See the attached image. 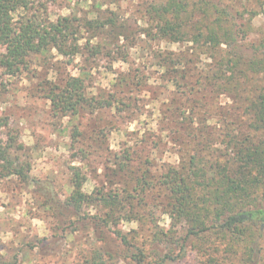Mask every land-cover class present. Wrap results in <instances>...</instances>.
<instances>
[{
  "label": "trees",
  "instance_id": "1",
  "mask_svg": "<svg viewBox=\"0 0 264 264\" xmlns=\"http://www.w3.org/2000/svg\"><path fill=\"white\" fill-rule=\"evenodd\" d=\"M252 1L258 9L245 7L235 14L230 6L216 0H160L149 3L143 10L145 37L159 43L189 45L180 53L149 51L151 64L164 71L161 78L167 88L185 92L197 86V92H201L211 87L231 97L237 104L233 108L241 111L240 118L231 113L233 120L227 124L229 139L223 142L227 158L212 153L216 159L208 165L200 155L202 149H198L200 152L192 154L187 167L168 168L164 174L152 178L156 183L148 181L151 168L144 166L143 172L134 176L133 187L107 190L104 184L90 194L84 190L87 176L81 169L73 168L71 191L62 198L53 191L50 181L31 176V165L22 162L11 150L12 137L10 144L0 148V177H16L22 186L32 185L44 200L42 208L62 225L60 232L55 231L51 237L38 238L37 246L28 244L30 250L37 249L42 257L55 256L66 247L68 238L79 231L78 222H84L86 229L93 230L96 246L83 264H118L121 260L133 264H167L185 258L189 243L203 250L209 237L223 243L226 253L244 244L241 264H261L264 59L246 60L237 50L253 31V19L264 15V0ZM105 5L104 0H95L84 18L74 14L52 20L46 16L45 9L34 8L32 0H0V71L16 77L29 69L32 58L52 57L54 51L72 60L80 54L83 56L84 48L93 56L103 54L106 49L113 51L112 39L117 35L121 38L124 26L118 13L108 10L107 16L100 14L104 13ZM82 40H85L83 46ZM200 64H204L202 69ZM79 71V75L68 74L62 86L52 85L47 92L54 117L77 116L88 106L120 109L112 99L88 94L86 82L93 75V67L84 66ZM134 81L124 75L112 78L109 84L113 91H120ZM137 83L142 82L138 79ZM7 125L8 119L0 116V127ZM80 135L75 123L71 135L73 144ZM131 158L129 153L117 155L115 164L120 171H127ZM156 187L164 192L165 214L173 220L168 230L159 225L155 210L145 202L147 191ZM142 205L148 209L143 216H138L135 209ZM87 207H95L99 212L85 214ZM123 220H137L141 227L148 226L149 236L138 243L137 232L130 235L114 231ZM210 261L214 263L217 259L210 256ZM0 264H20L19 255L0 253Z\"/></svg>",
  "mask_w": 264,
  "mask_h": 264
},
{
  "label": "rangeland",
  "instance_id": "2",
  "mask_svg": "<svg viewBox=\"0 0 264 264\" xmlns=\"http://www.w3.org/2000/svg\"><path fill=\"white\" fill-rule=\"evenodd\" d=\"M32 1L34 8L45 9L46 16L52 20L61 16L73 17L74 14L84 18L85 11L90 10L95 2ZM104 1V13L101 11L100 14L107 16L108 10L114 11L124 26L121 38L117 35L112 39L113 51L106 49L103 54L93 56L82 47L84 55L80 54L74 60L54 51L52 57L32 58L29 69L16 77L3 75L0 71V116L8 119V125L0 127V148L10 144L12 137L14 143L11 150L20 156L22 162L31 165V176L50 181L53 191L62 198L71 191L73 168L81 169L87 176L84 190L90 194L95 187L104 184L107 190L127 185L133 187L135 175L141 174L144 166L151 168L152 175L148 181L156 183L152 178L164 174L168 168L187 167L192 154L200 152L198 149H202L200 155L210 165L215 162L214 156L227 154L223 143L229 139L227 124L234 116H241V111L234 109L237 104L231 97L211 87L201 92H197V86L195 90L185 92L167 88L161 78L164 71L151 64L149 51L180 53L189 45L166 41L159 43L143 35L146 28L142 19L143 10L149 3L160 0ZM216 1L230 6L234 14L244 11L245 7L259 8L252 0ZM252 25L253 31L239 44L238 53L246 60L264 59V15L255 17ZM83 44L85 40L81 41ZM207 62L203 61L204 64ZM204 64H200L199 69ZM84 66L93 67V75L86 82L88 94L112 99L120 109L88 106L77 116L54 117L47 92L52 85L62 86L68 74L79 75V68ZM195 74L199 76L197 71ZM124 75L135 81L120 91H113L110 80ZM138 79L141 84L137 83ZM75 123L81 135L73 144L71 135ZM127 153L132 154V160L127 171H120L115 164L116 156H126ZM43 201L32 185L22 186L16 177H0V253L7 256L17 253L20 264H83L85 257L96 246L95 234L93 230L86 229L84 222H78L79 231L68 238L66 247L55 256L42 257L37 249L27 247L28 244L37 246L38 238L51 237L55 231L60 232L62 225H58L51 212L42 208ZM145 202L155 210L159 225L168 230L173 220L165 214L164 192L159 187L148 190ZM146 208L139 206L135 212L143 216ZM84 211L91 215L99 212L95 207H87ZM148 230V226L141 227L137 220H123L114 229L130 235L137 232L138 243L149 236ZM210 238L203 250L189 243L185 258L167 264L242 263L244 244L226 253L223 243ZM234 238L239 241L238 237ZM260 246L263 248L261 264H264V232ZM210 256L217 262L211 263ZM118 264L133 262L121 260Z\"/></svg>",
  "mask_w": 264,
  "mask_h": 264
}]
</instances>
